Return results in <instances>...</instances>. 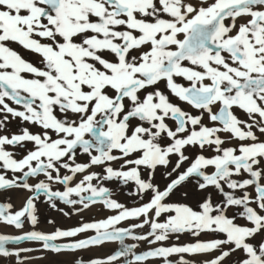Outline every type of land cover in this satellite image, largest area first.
I'll return each instance as SVG.
<instances>
[{"label": "snow or ice", "instance_id": "6c2138e0", "mask_svg": "<svg viewBox=\"0 0 264 264\" xmlns=\"http://www.w3.org/2000/svg\"><path fill=\"white\" fill-rule=\"evenodd\" d=\"M0 226V264H264V0H0Z\"/></svg>", "mask_w": 264, "mask_h": 264}, {"label": "rangeland", "instance_id": "374dc122", "mask_svg": "<svg viewBox=\"0 0 264 264\" xmlns=\"http://www.w3.org/2000/svg\"><path fill=\"white\" fill-rule=\"evenodd\" d=\"M24 55L26 56V58L28 59H35V57L24 53ZM11 130L13 132L17 131L15 123L11 126ZM33 131H36V129H33ZM81 161L86 160V157H79L78 158ZM97 171H99L100 169H95ZM106 186L113 189L114 193H115V198L118 199L120 202L125 203L128 206H132L133 204V199L129 196H127L125 194L126 190H121V188L115 183V182H107ZM10 195L12 196V202L19 207L22 203L23 198L27 195L26 193H10ZM179 197H174V199H178ZM39 209H40V224L38 225V228L40 230H44V231H52L54 230L52 225H49L47 223L48 219H53L56 221V226L61 227V228H67V227H72V226H76L80 220L81 217L83 218L84 221L86 222H90L92 220H97V219H102V218H106L107 215L112 214L111 212H109V210L102 208L101 206L97 205L94 206L93 209L91 211L85 210L82 214L80 215H76V214H72L69 217H64L62 214L54 212L52 210H50L47 205L41 203L38 205ZM61 207L64 208L65 211L72 213L73 210L71 208H69L68 206L65 205H61ZM99 214V215H98ZM31 228L30 224H26V228L25 230H29ZM0 233H4V234H19V230H16L12 227H4V226H0ZM205 239H207V237H204ZM191 238L185 237L184 239H182L180 241V243H184V242H189ZM129 243H131L132 241H128ZM171 242H175V241H171ZM22 246H29V247H39L38 245L35 244H30V243H25ZM119 247V245L117 243H108L104 246H102L103 248V252H105V256L112 254L117 248ZM147 245L146 244H142L141 247L138 249V251H143V250H147ZM100 251V250H99ZM102 252V251H100ZM29 255L33 256V257H40L43 256L44 259H37L33 262V264H56V262L58 261H64L67 259H70L69 257H57L54 254L51 253H46V252H40V251H35L33 253H30ZM85 255H92V256H98V254H95V250L91 253H86ZM196 259H201L200 257H196ZM162 264V262H161Z\"/></svg>", "mask_w": 264, "mask_h": 264}, {"label": "bare ground", "instance_id": "6f19581e", "mask_svg": "<svg viewBox=\"0 0 264 264\" xmlns=\"http://www.w3.org/2000/svg\"><path fill=\"white\" fill-rule=\"evenodd\" d=\"M99 250L102 251V252H100ZM96 253L98 254V257H105V252H103L102 246L100 248H98V249H95V254Z\"/></svg>", "mask_w": 264, "mask_h": 264}]
</instances>
